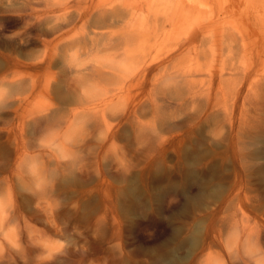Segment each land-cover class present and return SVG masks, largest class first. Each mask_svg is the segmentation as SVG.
Segmentation results:
<instances>
[{"label": "rangeland", "instance_id": "1", "mask_svg": "<svg viewBox=\"0 0 264 264\" xmlns=\"http://www.w3.org/2000/svg\"><path fill=\"white\" fill-rule=\"evenodd\" d=\"M23 1L0 0V264H264V0ZM86 7L53 39L19 20Z\"/></svg>", "mask_w": 264, "mask_h": 264}, {"label": "bare ground", "instance_id": "2", "mask_svg": "<svg viewBox=\"0 0 264 264\" xmlns=\"http://www.w3.org/2000/svg\"><path fill=\"white\" fill-rule=\"evenodd\" d=\"M29 2L30 1H32V0H28ZM27 1V2H28ZM35 1V0H34ZM22 2V1H21ZM26 2V3H27ZM188 2L189 3H183V5L184 4H186V7L187 8H190L191 10H198L199 9V7L195 4V0H188ZM23 3H25V0L23 1ZM26 3H25V5H26ZM47 3V2H46ZM93 3V2H92ZM92 3H91V5H92ZM4 4V3H3ZM9 3H7V5H8ZM40 4V3H39ZM47 4H49V3H47ZM47 4H45L46 6H47ZM7 5H5V6H7ZM25 5H24V7H25ZM42 5V4H41ZM50 5V4H49ZM88 5V4H87ZM86 5V6H87ZM123 5H125V4H123ZM201 5H206V1L205 2H203ZM23 6V4L20 6V7H22ZM27 6V5H26ZM39 6V5H38ZM37 6V7H38ZM89 6V5H88ZM94 6V5H93ZM207 6V5H206ZM19 7V8H20ZM36 7V6H35ZM42 7V6H41ZM85 6H83L82 7V9L84 8ZM91 7V6H90ZM3 8H5V7H3ZM27 8V7H26ZM34 8V7H33ZM49 8V7H48ZM113 8H115L114 6H113ZM112 8V9H113ZM14 9V8H13ZM16 9V8H15ZM25 9V8H24ZM40 9V8H39ZM42 9V8H41ZM43 9H45V6L43 7ZM81 9V10H82ZM111 9V10H112ZM18 10V9H17ZM17 10H15V11H17ZM26 10V9H25ZM31 10V9H30ZM29 10V11H30ZM36 10H37V8H36ZM36 10H34L33 9V11L32 12H34V11H36ZM49 10V9H48ZM52 10V9H51ZM115 9H113L112 10V13H114V16H117L118 15V11H117V9L115 10V12H113ZM14 11V12H15ZM19 11H20V9H19ZM40 11V10H39ZM47 11V9L44 11H42L43 13L44 12H46ZM54 11V10H53ZM110 11V10H109ZM186 11H187V9H186ZM188 11H190V10H188ZM201 11V10H200ZM14 12L12 11V13L14 14ZM18 12V11H17ZM21 12V11H20ZM22 12H23V10H22ZM38 12V11H37ZM55 12H56V10H55ZM90 11L87 9V7H86V9H84L82 12H80L77 16H75V18L74 17H70V18H62V17H60L59 15H57L56 13H53L52 15H51V13H50V16H47L49 13H47V17H45V18H43V17H41V19H40V17L39 16H41L40 15V13H39V16H38V18H36V22H35V24H33V15L31 16V15H29L30 14V12H29V14H28V16H24V17H20L19 16V14H18V16L20 17L19 18V20H21L22 21V23H24V24H26L27 26V30H28V26L30 27L31 26V29L30 30H32L33 28H35L36 29V26H38L39 27V25L38 24H40L41 25V27H44V25L46 26V24H44V21L45 22H48L49 24H51V26H49L50 28H48V34L49 35H51L50 37H52V39L54 38V36L56 37V36H60V35H62V31L64 30V28L67 30V27L68 28H70L69 26L70 25H72V26H74V24H76L78 21H84V22H86V23H90V20H91V16H90V13H89ZM91 12H92V10H91ZM112 13H109V15L107 14V15H101V17H98V16H96V17H98V18H96L95 17V20L94 19H92V21L94 20V22H93V24H99L100 22H106L107 20H111L112 19V17H111V19H110V17L109 16H112V15H110V14H112ZM23 14V13H22ZM92 14V13H91ZM27 15V14H26ZM12 16V15H11ZM29 16H31V17H29ZM43 16V15H42ZM16 17V16H15ZM14 17V18H15ZM29 17V18H28ZM42 18L44 19V20H42ZM117 18V17H116ZM7 19H8V17H7ZM114 19V18H113ZM9 20V19H8ZM34 20H35V18H34ZM43 21V24H41L42 22H40V21ZM16 21V20H15ZM8 22V21H7ZM47 23V24H48ZM92 23V22H91ZM4 24V23H3ZM212 24V23H211ZM4 25H7L8 26V24L6 23V24H4ZM21 25V24H20ZM43 25V26H42ZM16 26V25H15ZM14 26V27H15ZM19 26V25H18ZM24 26L25 25H23V30H24ZM3 27V26H2ZM6 27V26H5ZM12 27V26H11ZM22 27V26H21ZM25 27V28H26ZM40 27V28H41ZM47 27V26H46ZM46 27H44L45 29H42V30H47V28ZM207 27V26H206ZM209 27H210V25H209ZM39 28V29H40ZM203 28H204V26H203ZM203 28H201V29H203ZM210 28H214V26H211ZM19 32H21V28H20V26H19ZM205 29V28H204ZM4 30V29H3ZM42 30H41V33H42ZM69 30V29H68ZM29 31V30H28ZM35 31V30H34ZM36 31H38L37 29H36ZM40 31V30H39ZM203 31V30H202ZM202 31H197V30H194V31H192V33H191V36H190V41H199L200 40V36H202V35H205V33H203ZM25 32H27V31H25ZM44 32V31H43ZM65 32V31H64ZM67 32V31H66ZM92 32V31H91ZM90 32V33H91ZM95 32V31H94ZM2 33H3V31H2ZM18 33V32H17ZM21 34V33H20ZM25 34H27V33H25ZM65 34V33H64ZM90 35L89 33H86V35ZM101 33H98V32H96V33H94V35L93 36H90V38H89V40H90V43L91 44H93V46H98V44H99V42L101 43H103V44H107V43H110V45H114V43H115V39L116 38H112V37H107V39H105L106 37L105 36H102V35H100ZM19 35V34H18ZM22 35V34H21ZM48 35V36H49ZM66 35V34H65ZM87 35V36H88ZM104 35V34H103ZM17 36V35H16ZM23 36V35H22ZM27 36H28V34H27ZM33 36H35V35H33ZM43 36V35H42ZM41 36V38H44V37H42ZM85 36V35H84ZM80 37V38H85V37ZM19 37V36H18ZM26 36H24V38H25ZM47 37V36H46ZM65 37V36H64ZM89 37V36H88ZM88 37H86V38H88ZM23 38V37H22ZM22 38H19L18 40H20V39H22ZM28 37H26L25 39H27ZM48 38V37H47ZM109 38V39H108ZM29 39H30V37H29ZM39 39V38H38ZM62 40H63V38H61ZM60 39V40H61ZM81 39V40H82ZM23 40V39H22ZM47 40V39H46ZM48 40H50V38H48ZM81 40H79L80 42H81ZM88 40V39H87ZM87 40H85V42H88ZM113 40H114V43H113ZM26 41H29V40H26ZM38 41V40H37ZM42 42V40H39L38 42L39 43H41ZM45 40L43 39V43L44 44H46V46H48V44L46 43V42H48V41H46V42H44ZM55 41V40H54ZM53 41V42H54ZM78 41V40H77ZM77 41H76V43H77ZM79 41H78V43H79ZM83 41V40H82ZM18 42V41H17ZM20 43H21V40L19 41ZM22 42H24V41H22ZM33 42V41H32ZM49 42H51V40L49 41ZM84 42V41H83ZM104 42H106V43H104ZM98 43V44H97ZM101 43V44H102ZM25 44V43H24ZM28 44V43H27ZM43 44V45H44ZM95 44H97V45H95ZM33 45V44H32ZM50 45V44H49ZM109 45V46H110ZM92 46V45H91ZM100 46V45H99ZM111 47V46H110ZM66 61H67V59H66ZM154 65V63L153 62H146V64H145V70L146 69H148L149 67H152ZM77 72V71H76ZM79 72V71H78ZM76 87H79V85L78 86H76ZM78 88H76V90H77ZM71 96H74V94H72ZM50 118V117H49ZM54 118V117H53ZM43 119V118H42ZM41 120V119H40ZM37 121V125L41 128V129H44L45 127H48L51 123H53V120L54 119H45V120H42V121ZM56 120H58V119H56ZM55 120V121H56ZM59 121H60V119H59ZM169 260V259H168ZM34 264V263H33ZM37 264V263H36ZM172 264V263H171Z\"/></svg>", "mask_w": 264, "mask_h": 264}]
</instances>
